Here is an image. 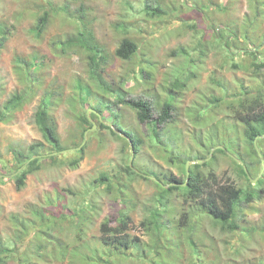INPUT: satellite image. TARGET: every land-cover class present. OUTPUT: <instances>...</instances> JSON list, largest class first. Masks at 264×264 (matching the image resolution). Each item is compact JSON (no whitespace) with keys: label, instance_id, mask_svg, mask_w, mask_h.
I'll return each mask as SVG.
<instances>
[{"label":"trees","instance_id":"16d2710c","mask_svg":"<svg viewBox=\"0 0 264 264\" xmlns=\"http://www.w3.org/2000/svg\"><path fill=\"white\" fill-rule=\"evenodd\" d=\"M175 1L178 0H143L139 4L140 6H137L134 2L127 0L128 7L126 9L128 10L124 14L122 13L120 21L115 23L122 36L118 46L111 54L99 44L93 30L89 28L82 6L77 9L78 14H75L64 3V5H58L48 0L47 5H39L40 10L35 13L36 20L32 26L34 34L40 38L44 27L52 16L60 14L68 22L70 21L74 30L63 38H54L51 41V52L63 56L77 52L84 60L85 73H77L72 78L68 84L71 93L66 96L64 94V98L61 97L63 90L56 92L52 88L44 89L34 111L33 121L41 131L45 142L35 141L26 148L11 147L12 160L0 154V164L3 167V169L0 168V182L4 179V175H11L16 188H22L28 174L41 168V163L46 158L54 165L77 167L82 159L85 145L80 150L73 147L81 144L84 139V131L92 126L91 120H95L97 129L88 132L89 138L100 130L107 129L112 136L122 140L123 148L127 147L128 151L124 160H121L118 165L110 171H101L99 176L91 181V189L86 191L84 197L85 208L82 205L74 207L65 205L63 206L65 210L56 211L53 208L48 209L44 206L27 204L26 208L31 216L24 213H10L8 217L11 226L9 227L12 230L2 229L0 231V264H9L11 260L15 259L19 264H32L28 257H20L19 252V245L27 239L26 236L30 232L35 238L33 241H38L36 248H46V251L54 254L53 256L57 259H64L67 254V246L61 242V235L53 234L52 230L56 229L58 232H62L58 224L71 222L74 231L79 234L86 222L93 218L97 212L98 206L94 197L100 192L110 195L119 206L116 211L100 222V248L93 249L91 254L80 256L79 260L82 264H118V261L112 258L114 254L125 258L132 253V249H136L138 252L141 240L139 237L129 234L133 222L130 211L135 205L132 188L138 179L150 181L156 187L155 191L146 199L145 211L140 221V225L151 238V243L147 244V247L154 249L155 253L160 255V259H152L153 264H164L162 256L167 253L169 254L167 257L171 261L176 259V254L179 252L176 249L180 248V244L173 240L174 236L170 230L173 228L175 238L180 239L179 236L185 232L183 228L187 225L193 231L188 237L192 239L189 243L190 264H264V250L261 251V249H257L259 253L249 254L243 260L235 259L231 255L225 259L221 258L217 253L219 251L218 237L201 229L200 224V218L207 216L213 224H220L223 231L230 233L239 231L242 237L248 238L255 230L264 233V226L260 229L257 226L249 227L247 224H239L236 219L241 211L238 209L240 200L243 198L245 201H249L255 196H259L260 191H263L260 185L264 175L255 182L258 183V189L253 187L252 178L257 176L261 169L254 162L255 159L261 162V159L253 141L257 135L264 133V72L261 71L264 69V0H245V11L235 4L241 0H228L226 3L220 2V0L180 1V5H188L190 2V10L200 14L203 24V27L199 28L197 20L193 22L181 20L180 32L192 29L191 38L189 42L181 43L171 49L169 53L177 58L185 59L187 65L191 67L190 70L186 72L185 68L187 67H185L182 70V76L178 75L173 79L167 78L166 82L160 84L164 92V97L160 101L157 100V97L153 102L142 97H128L130 87H125V81L136 74L141 75L146 90L154 89L155 71L158 63L153 59L151 52H143L140 49L136 34L143 30L142 24L137 26L140 23L137 22V18L142 22L151 19L168 22L166 17L173 11L172 7L176 3ZM232 3L234 6H231ZM217 14L223 17V21H220ZM12 26L7 18L0 17V51L12 32ZM214 52L221 57L220 66L222 68L228 66L244 68L247 71L250 70L252 78H263L260 83L262 87H248L243 79H239L233 83L232 89L230 81L213 70L208 79V93H203L204 96H207L209 103L217 104L220 101L231 99L227 104L234 109V117L242 125V130L239 134L236 131L237 134L233 138L222 137L221 141H225V144L228 141L233 146H238V138H240L246 145L243 153L235 150V156L242 162L236 158H233L232 161L239 173L246 179L244 186H238L229 180L221 181L214 170L204 172L200 170L202 165L196 162L190 164V174L186 180V161L188 159L207 160L206 157L210 154V149L217 144H222L219 142L220 134H217L213 128H211L213 132L207 131L206 134L200 131L193 132L196 135L195 138L197 137V139L192 137L197 147L195 155L186 154V149L181 148L182 131L178 127L175 126V130L173 129L167 135L168 123L173 119V111L177 108V102L181 101L182 93L191 87V82L195 78H199L198 67L204 64L210 53ZM41 57L44 58L45 55L34 52L27 57L15 55L13 58V66L23 86L21 90L10 93L0 103V123L13 121L16 112L29 103L36 96L37 89L41 88L43 84L41 73L44 69ZM117 57L122 62L124 61L125 65L116 70L108 69V66L113 68L112 62ZM1 86L0 84V89H2ZM179 93L181 95L177 97ZM63 100L69 104L79 130L78 140H73L65 145L61 142L57 120L53 113L54 106ZM155 104L159 105L157 116L154 115ZM122 105L134 111L138 122L147 125V133L141 134L136 128H127L123 125L125 116L121 111ZM207 106L210 107L207 104L205 108ZM87 108H93L97 112H90L91 120L87 115ZM191 108L197 110V113L193 114L194 111L188 109L189 115L195 116L192 122H196V126L200 125L201 122H198L197 116H202V111L198 110L197 106L191 105ZM104 121H109L112 125H107ZM114 128L121 130L126 136L117 133ZM174 140L175 142L181 141L180 145H177L179 148L172 144ZM261 140L262 138H259L257 143ZM130 143L133 145L135 154L131 165L129 163ZM144 145L150 146L157 156L168 164L181 169L184 177H179L168 169L158 172L154 168L148 170L138 167V156ZM70 147H72L71 151L61 152V150ZM215 150L211 151V160L205 161L204 165L216 159ZM219 150L226 153L222 147ZM175 151L177 156H175ZM187 151L190 153V149ZM205 151L208 153L207 155L204 154ZM37 154L39 156L26 163L30 157ZM243 164L246 165L249 176L244 170ZM149 175L156 177L159 181L152 179ZM184 181L186 184L181 185L180 183ZM174 182L175 184L165 186ZM64 190L72 195L81 194V191L77 193L71 189ZM177 202H182V205ZM47 204L51 205L53 201L48 199ZM174 213H178L177 224L175 223L170 229L167 225L169 222H174L176 218ZM188 222L192 225L187 224ZM3 231L6 235H3ZM48 241L49 244H47ZM225 242L229 249L234 248V254L239 253V248L242 246L231 245L230 239ZM204 252H208V254ZM209 253H214L212 259H210ZM72 256H75V253ZM137 256L142 257L139 254Z\"/></svg>","mask_w":264,"mask_h":264},{"label":"rangeland","instance_id":"374dc122","mask_svg":"<svg viewBox=\"0 0 264 264\" xmlns=\"http://www.w3.org/2000/svg\"><path fill=\"white\" fill-rule=\"evenodd\" d=\"M48 0H2L0 1V17L7 18L12 26V32L10 33L5 46L0 51V103L12 92L21 90L23 83L20 81L13 66V58L15 55L28 56L34 52H39L45 55L42 61L44 62V69L41 73L43 77V84L41 88L37 89L36 96L23 108L16 112V116L13 121L9 123H0V154L5 158L12 160L13 155L10 151L11 147L26 148L30 143L35 141H44L41 131L38 129L33 121V114L37 107L38 101L41 99L44 89H54L56 92L62 91V98L64 94L70 95L71 90L68 84L72 81V78L78 73L84 74V60L77 52L69 53L68 55H58L51 52V41L60 37L63 38L74 30V26L71 25L67 19L58 14L52 16L49 23L44 27L40 38H38L33 30L32 26L35 23V13L40 10L39 5H47ZM55 4L64 5L67 4L69 9L75 14H78L77 9L82 6L85 12L86 19L88 20V26L93 30L97 41L102 45L110 54L118 46L122 34L121 31L116 28L115 23L119 22L124 14L127 6V0H51ZM137 6L142 3L143 0H130ZM175 1V5L172 7L173 11L166 17L168 22L164 20L151 19L147 22H140L137 26H142V32L136 34V40L141 47V51L151 52L153 59L158 61L157 69L155 71V84L153 90H146V85L142 82L140 74H136L134 77H129L125 81V87H130L128 97H142L151 102L157 97L160 101L164 97L162 91V84L166 82V79H173L176 76L183 75V69L188 72L190 65H187L185 59L177 58L174 55H170L171 49L177 47L181 43L189 42L191 38L192 29L189 31L180 32L182 24L181 20L193 22L197 20L198 27L202 28L200 14L196 11L190 10V2L188 5H180ZM228 0H220V2L226 3ZM64 3V4H63ZM242 8V11L246 10L245 0H241L239 3H235ZM231 6H234L232 3ZM184 12V13H183ZM123 13V14H122ZM183 13V14H182ZM181 15V16H178ZM220 21H223V17L217 14ZM165 19V18H164ZM225 19V18H224ZM120 33V34H119ZM124 33V32H123ZM142 34V35H141ZM126 35V33H125ZM52 50H54L52 48ZM140 51V52H141ZM147 56V54H145ZM220 56L218 54L210 53L204 64L200 65L197 69L199 78H195L191 82V87L185 93H179L177 97L182 96L181 101L177 102V108L173 111V119L168 123L167 135L170 131L175 130V126L182 131V149H186V154L195 155L197 147L192 140L195 138L194 133L207 131L213 132V129L217 134H220L219 142L214 149L216 159L209 164L204 165L205 161L211 160V151L207 160L202 159V166L200 170L207 172L214 170L216 175L221 181H233L238 186H244L246 179L238 171V168L232 162L235 158V150L243 153L246 145L242 140L238 138L239 145L234 147L233 144L228 141H221L222 137L233 138L236 131L238 134L242 130V125L234 117V109L227 104L231 99L220 101L217 104L209 103L207 96L203 93H208L209 75L213 70H216L225 79L229 80L233 89L234 82L243 79V82L248 87L256 88L262 87L263 78H252V74L244 68H232L220 66ZM125 65L118 57L112 62V67L108 69H119ZM179 69V70H177ZM177 70V71H176ZM184 71V72H185ZM264 72V69H261ZM36 76V74L34 73ZM65 89H64V88ZM249 96V95H248ZM197 104V105H194ZM210 105L205 108V105ZM197 106L198 110L202 111V116H197L200 125L196 126V122H192L195 116H190L188 109H192L193 114L197 113V110L191 108ZM154 115H158L159 105L155 104ZM122 107V114L125 116L123 119V125L127 128L134 127L139 133H147V125L140 123L135 117L133 110ZM53 113L57 120V129L61 138L62 144L71 143L73 140L77 141L79 138V130L77 129L75 119L70 111L69 104L63 100L60 101L53 108ZM106 114V113H105ZM95 121V120H93ZM105 123V121H104ZM216 124V126H215ZM236 126V128H235ZM213 128V129H211ZM97 129V125L93 130ZM175 132V131H174ZM178 131L176 137L178 139ZM231 140V139H230ZM181 141H172V144L178 147ZM82 159L79 165L75 168H71L65 165H54L46 158L41 163V168L28 174L25 184L22 188L17 189L14 183V179L11 175H4V179L0 182V231L2 229L12 230L9 226V214L10 213H24L27 216H31L26 208V205H35L38 207H47L48 209H54L60 211L65 210L66 207H74L82 205L85 208L84 197L86 191L91 189V181L98 177L101 171H110L114 166L118 165L121 160H124L127 154V147L123 148L122 140L112 136L107 129L100 130L97 134L87 139L83 146ZM224 148L226 153L219 148ZM74 148V147H73ZM179 148V147H178ZM176 148V149H178ZM218 148V149H217ZM258 148L261 152V157L257 151L258 156L261 159L259 162L254 160L257 166L261 167L260 178L264 175V138L258 142ZM71 151L72 147L66 148ZM190 149L189 151H187ZM65 152V151H63ZM131 152V151H130ZM205 155L208 153L205 151ZM133 154V158L134 159ZM175 156L177 152L175 151ZM237 159V158H236ZM192 160V159H191ZM1 162V161H0ZM138 167L152 170L153 168L159 172V170L167 171L171 170L179 177H184L183 171L168 164L164 159L157 156L150 146L144 145L140 155L138 156ZM253 166V165H251ZM0 168L3 169L0 164ZM5 171V170H4ZM3 171V172H4ZM252 172V171H251ZM7 173V172H4ZM255 173V170H253ZM258 173V174H259ZM257 174V176H258ZM255 176V177H257ZM254 177V178H255ZM258 178L253 181V187L258 189V183H255ZM263 191H260L259 196H255L249 201L241 199L238 205V209H241L240 213L236 217L239 224H247L249 227L257 226L259 229L264 226V179L260 185ZM71 189L74 192L81 194L72 195L67 190ZM155 185L147 180L138 179L132 188L134 195V202L132 210V227L129 230L131 236H137L141 240L139 243V251L132 249V253L128 256L121 257L113 255L112 258L118 261V264H153L152 259H160L155 250L147 247V244L151 243V238L148 232L140 225V221L143 217L146 199L155 191ZM53 201V204L48 205L47 201ZM96 203L97 212L94 217L86 222L82 227V231L77 234L74 231V227L71 222L59 223L58 226L62 232H58L56 229L52 230V233L60 236L61 242L67 246V254L65 258L59 260L54 254H50L47 249L36 248L38 241L35 240L33 234L30 232L26 236V240L19 245L20 257H28L32 264H82L80 256L85 254H91V251L96 248H100V222L110 216L119 206L118 203L113 201V198L100 192L99 195L94 197ZM182 202H177V204ZM26 208V209H25ZM177 212V211H176ZM176 217L174 222H169L168 227L171 229L173 225L177 224L178 213H174ZM190 222V221H189ZM189 222L187 224H189ZM201 229L208 231L209 233L218 237V255L221 258H227L231 255L235 259L243 260L249 254L259 253L257 249L264 250V233L260 230L253 231L250 236L242 237L239 231L230 233L223 231L220 228V224H213L211 219L207 216L200 218ZM192 225V224H189ZM56 228V227H55ZM185 231L179 236L180 239L175 238V231L172 232L173 240L180 244V248H177L178 254L176 259L171 261L167 256L164 257V264H190L191 250L189 243L192 239L188 237L192 234V229L187 225L183 228ZM3 235L6 233L3 231ZM193 236V235H192ZM177 237V236H176ZM53 238V236H52ZM194 239V236L192 237ZM230 239L231 245H236L239 248V253L234 254V248H228L225 240ZM32 240V241H30ZM195 240V239H194ZM49 244V241L47 242ZM144 248V249H142ZM205 248V247H203ZM18 253V252H17ZM75 253V256L72 254ZM208 254V252H204ZM139 254L142 257H138ZM210 254V253H209ZM210 254V259H212ZM16 257V256H15ZM17 258V257H16ZM78 259V260H76ZM9 264H19L16 259L11 260Z\"/></svg>","mask_w":264,"mask_h":264},{"label":"water","instance_id":"95a60500","mask_svg":"<svg viewBox=\"0 0 264 264\" xmlns=\"http://www.w3.org/2000/svg\"><path fill=\"white\" fill-rule=\"evenodd\" d=\"M90 112H96V110L93 109V108H87V115H88L89 119L91 120V118H90ZM96 113H97V112H96ZM91 121H92V126L89 127L88 129H86V130L84 131V139H83V141L81 142L80 145L74 147V149H76V150H80L81 147L83 146V144L85 143L86 139H87L88 132H89L90 130H93V129L96 127V123H95V121H93V120H91ZM105 124L110 125V126L112 125V123L109 122V121H105ZM114 130H115L117 133L126 136V134H125L124 132H122L121 130H118V129H116V128H114ZM259 138H264V133L257 135V136L254 138V141H253V142H254V145H255V148L257 149V151L259 152L260 157H261V152L259 151L258 143H257V140H258ZM66 150H69V149L61 150V152L66 151ZM130 151H131V153H130L129 163H130V165H131V163H132V158H133V154H134L133 145H132L131 143H130ZM37 156H39V155H38V154H37V155H33L32 157H30V158L27 160L26 163H28L30 160L36 158ZM208 158H209V157H207L206 159H208ZM235 158H237L240 162H242L238 157L235 156ZM202 161H203L202 159H198V160H187V161H186V164H185L186 174H187L186 180H188V176H189V174H190V171H189V165H190L191 163H195V162H196V163H202ZM262 162L264 163V158H262ZM243 167H244V170L246 171V173H247L248 176H249L248 170H247V168H246V166H245L244 164H243ZM260 175H261V174L259 173L258 176L255 177V178H252V180L255 181ZM149 176H150L152 179H155V180L159 181L158 179H156V177H154V176H152V175H149ZM170 184H175V182H174V183H168V184L165 185V186H168V185H170ZM180 184H181V185H185V184H186V181H184V182H182V183H180Z\"/></svg>","mask_w":264,"mask_h":264},{"label":"flooded vegetation","instance_id":"af4514ba","mask_svg":"<svg viewBox=\"0 0 264 264\" xmlns=\"http://www.w3.org/2000/svg\"><path fill=\"white\" fill-rule=\"evenodd\" d=\"M245 165V164H244ZM246 166V165H245ZM251 167H254V166H251ZM247 168V167H246ZM261 168V167H260ZM248 170V169H247ZM261 170V169H260ZM260 172V171H259ZM248 173H249V171H248Z\"/></svg>","mask_w":264,"mask_h":264},{"label":"clouds","instance_id":"9594fccd","mask_svg":"<svg viewBox=\"0 0 264 264\" xmlns=\"http://www.w3.org/2000/svg\"><path fill=\"white\" fill-rule=\"evenodd\" d=\"M208 156H209V155H208ZM208 156H207V157H208ZM207 157H206V158H207ZM188 160H190V159H188ZM191 164H192V163H191ZM189 166H190V165H189Z\"/></svg>","mask_w":264,"mask_h":264}]
</instances>
